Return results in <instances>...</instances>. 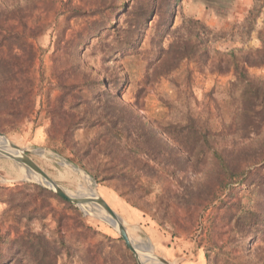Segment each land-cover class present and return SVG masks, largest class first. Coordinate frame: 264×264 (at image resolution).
<instances>
[{"label": "rangeland", "instance_id": "rangeland-1", "mask_svg": "<svg viewBox=\"0 0 264 264\" xmlns=\"http://www.w3.org/2000/svg\"><path fill=\"white\" fill-rule=\"evenodd\" d=\"M166 1L0 0V142L145 264H264V0ZM99 215L0 156V264H138Z\"/></svg>", "mask_w": 264, "mask_h": 264}, {"label": "water", "instance_id": "water-1", "mask_svg": "<svg viewBox=\"0 0 264 264\" xmlns=\"http://www.w3.org/2000/svg\"><path fill=\"white\" fill-rule=\"evenodd\" d=\"M2 136V135H1ZM38 152H42L38 150ZM29 151L21 149L13 144L10 146L0 142V156L8 158L10 160L15 161L16 163L20 164L21 166H26L30 171L36 172L40 174L44 179V186L53 191L55 194L66 200L67 202L82 207L83 209L93 212L98 211L101 213L99 215L100 219L112 226L120 235V237L124 240L127 248L131 251L134 255L135 259L137 260L138 264H145L143 260V256L139 253L137 246L133 244L131 241L127 231L125 228L117 225L115 221L110 218H107L103 215L104 210H108L109 213L114 214L111 208L108 206L106 201L98 197L96 200L94 197L86 198V197H71L63 188L57 185L39 166H37L31 158H29ZM85 174L84 171L79 170ZM89 177V176H88ZM90 178V177H89Z\"/></svg>", "mask_w": 264, "mask_h": 264}, {"label": "trees", "instance_id": "trees-1", "mask_svg": "<svg viewBox=\"0 0 264 264\" xmlns=\"http://www.w3.org/2000/svg\"><path fill=\"white\" fill-rule=\"evenodd\" d=\"M172 1L173 0L166 1L168 4L167 7H171ZM176 1L179 2V0H174V2H176ZM189 23L195 24V25H200L199 22L194 21V20H190ZM177 45H178V43L176 45H174L172 49L176 48ZM204 45H205V42L200 38V36L198 34L195 35V41L185 40V46L178 45V48L176 49V51H181V52H183L185 50V54L182 55V53H181L179 60L183 59L184 57H185V59H190V58H192L193 55H198V53H200L201 51L206 52L207 48ZM231 58L233 59V61L234 60L237 61L234 54H231ZM245 61H246V59H245ZM235 66L238 67L239 66L238 63H236ZM104 81L106 82V79H104ZM125 111H126V113H128L127 110H125ZM146 127H148V125H146L144 127L143 131H145V130L147 131V134H149L152 137V139H154L155 144L159 148L165 149V147H166L168 150L174 151V148H172L169 143H167L162 138L158 137L157 134L153 130L148 131ZM165 134L168 136L167 133H165ZM171 140L177 142V140H175L173 138H171ZM245 218H247V219L253 218L256 221L255 223L260 224L264 228V217H263V220L261 221L260 216L258 214L251 212V213H248ZM0 242H1V236H0ZM33 261H36V259H34Z\"/></svg>", "mask_w": 264, "mask_h": 264}, {"label": "bare ground", "instance_id": "bare-ground-1", "mask_svg": "<svg viewBox=\"0 0 264 264\" xmlns=\"http://www.w3.org/2000/svg\"><path fill=\"white\" fill-rule=\"evenodd\" d=\"M0 138H4V136H1L0 135ZM22 167H25L27 168L26 166L22 165ZM28 169V168H27ZM29 170V169H28ZM30 171V170H29ZM32 179H36V180H39L41 184H44V179L42 178V176L40 174H37L36 172H33V171H30V180ZM90 197H94L96 200L98 199V196L96 195H89ZM72 197V196H71ZM103 212H105L106 215H108V217L110 219H112L113 221H115L117 223V225L125 228V226L123 225L122 221L118 218V216L114 213V214H111L108 212V210H104ZM125 230L127 231V229L125 228ZM128 233V231H127ZM132 241V239H131ZM133 242V241H132ZM134 244V243H133ZM151 257V256H150ZM152 258V257H151Z\"/></svg>", "mask_w": 264, "mask_h": 264}, {"label": "crops", "instance_id": "crops-1", "mask_svg": "<svg viewBox=\"0 0 264 264\" xmlns=\"http://www.w3.org/2000/svg\"><path fill=\"white\" fill-rule=\"evenodd\" d=\"M233 4H234V6H238V5H241V6H243V7H240L241 9H242V11L243 12H240V13H244L247 9L249 10L250 8H249V6H250V0H236V1H233ZM230 6V5H229ZM232 6V5H231ZM232 12H234V10H231ZM215 12H217V13H219V15H221V16H219V18H224V17H227L228 15L226 14V16H225V14L223 15L220 11H218V10H216ZM217 16L218 15H216L215 17H213V21H214V24L215 25H217L218 23V19L215 21V18H217Z\"/></svg>", "mask_w": 264, "mask_h": 264}]
</instances>
